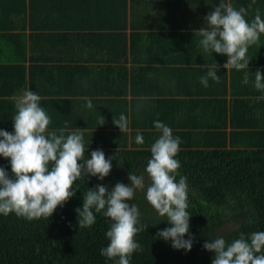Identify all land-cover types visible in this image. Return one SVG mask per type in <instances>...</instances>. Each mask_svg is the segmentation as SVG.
<instances>
[{
	"label": "trees",
	"instance_id": "trees-1",
	"mask_svg": "<svg viewBox=\"0 0 264 264\" xmlns=\"http://www.w3.org/2000/svg\"><path fill=\"white\" fill-rule=\"evenodd\" d=\"M13 1L15 0H0V95L18 90L27 83L35 88L33 91L39 93L36 81L39 74L45 72L48 59L41 52L42 42H37L38 35H28L19 29L21 22H26L27 17L25 10L7 5ZM34 1L36 4L42 3V0ZM45 1L49 3L44 9L55 2ZM139 1L141 0H69L78 8L90 5V16L93 18L90 19L92 22L89 27L100 30L93 34L100 38L96 46L101 47L99 41L106 40L102 47L104 51L109 50L107 57L110 62H119L117 56L120 51L122 53L121 46L127 45L120 41L128 36L125 28L128 16L135 21L134 16H138L139 12L134 7ZM148 1L150 0L145 2L148 4ZM152 14L153 12L146 10L142 16L146 25L154 26L157 21H152ZM166 14L167 12L161 17L165 18ZM160 22L156 27L163 28L165 21ZM101 23L103 24L100 25ZM15 28L18 31L10 30ZM146 34V37L153 36L151 33ZM137 35L141 41L132 42V53L137 54L138 47L144 46L148 55H151L155 51V43L149 42L148 38L144 40L142 33H136L135 36ZM163 35L168 34L160 36ZM183 35L191 39V33ZM177 36L180 34H172V37ZM161 38L159 40H163ZM123 55L124 63L129 62L126 48ZM117 62L114 63L116 67L126 68L121 64L116 65ZM109 67L114 68L113 65ZM145 70L149 69L146 67ZM62 81L65 83H61ZM73 81L76 86L79 85L77 77ZM61 82L55 93L69 91L68 88L61 90V86L67 83L66 79L61 77ZM48 83L51 85L52 81ZM4 101L5 103H0V129L14 133L16 103ZM83 104L40 103L50 117V132L59 133L60 129L66 128L67 135L78 127L86 126L85 130L79 129L84 134L85 157L90 159L91 152L96 149H101L106 159L114 157L110 174L103 180L88 176L76 181L73 185L76 195L62 207L58 206L47 219L27 220L14 213L7 216L0 214V264H115L114 260L100 254L101 249L110 242L106 236L110 219L102 212L97 213L96 222L91 227L79 228L75 210L82 207L83 194L88 188L103 184L111 190L117 182L130 185L128 176L131 172L147 177L145 169L151 158L150 148L161 135L154 127L157 120L165 125L170 121L168 127L172 129L173 136L180 137L182 141L176 159L181 163L178 169L180 176L187 177V211L191 215L190 233L195 240L191 251L186 252L172 248L170 240L157 238V232L170 225L166 217L158 215L146 197L137 200V194H143L146 189L143 192L137 190L134 199L125 202L137 204L141 222L149 227L135 237L142 246V251L133 254L130 264H212L215 253L203 248L206 241L222 236L230 244L241 233L247 237L253 232L264 231V142L257 140L243 149L234 147L232 135L235 131H229L228 128L235 130L240 128V124L236 117L228 119V103H174L189 113L186 123L177 119L176 115L171 119L166 116L167 103H131L130 127L139 130L134 129L130 135L126 131H104L112 128L107 126L114 118H119L120 115L115 114L120 109L119 103H93L94 107L90 109L92 121L89 123L80 122L84 119L83 114H79L80 106L84 110ZM214 107L217 108L215 116ZM196 115L204 116L206 123H197ZM137 133L143 135V145L135 142ZM0 167L5 168L9 176L12 175L10 159L0 156ZM228 222L235 226L232 229L225 227L222 232L223 226ZM184 238L188 239V236Z\"/></svg>",
	"mask_w": 264,
	"mask_h": 264
},
{
	"label": "clouds",
	"instance_id": "clouds-1",
	"mask_svg": "<svg viewBox=\"0 0 264 264\" xmlns=\"http://www.w3.org/2000/svg\"><path fill=\"white\" fill-rule=\"evenodd\" d=\"M246 16L244 7L237 10L231 4L220 3L205 17L207 27L197 30L203 52L227 55L223 67L244 71V84L249 83L248 50L259 44L264 34V19L259 11L251 22ZM217 67L215 64L207 68V73L200 77L204 87L209 86V79L220 82ZM254 87L264 91V74L259 69L254 73ZM40 101L38 94L26 90L15 105L14 133L0 129V156L10 159L12 173L9 176L5 168L0 167V214L5 216L14 213L27 220L47 219L58 206L62 207L76 195L73 187L76 181L88 176L103 180L112 169L114 157L106 159L101 149L93 150L90 159L85 157L84 134L79 129L67 135L66 128L59 133L50 132L51 120ZM86 107L93 109L91 99L87 100ZM113 123L121 132L128 130L124 114L114 118ZM154 127L161 135L151 145V158L145 169L150 182L146 184L145 175L131 172L130 185L117 182L109 190L97 184L95 188H88L83 194L82 207L75 210L79 228L91 227L97 213L102 212L110 219L106 232L110 242L100 254L114 260L115 264H130L133 254L142 251L135 237L149 226L141 222L137 204L125 202L132 201L137 190L146 189V200L170 225L158 231L157 238L170 240L172 248L186 252L191 251L195 240L190 233L191 215L187 211V177L180 176L181 163L176 159L181 138L174 137L172 129L159 120L154 122ZM135 142L143 145V135L137 133ZM186 235L188 239L184 238ZM203 248L215 253L212 264H264V231L253 232L247 237L241 233L230 244L218 236L206 241Z\"/></svg>",
	"mask_w": 264,
	"mask_h": 264
},
{
	"label": "crops",
	"instance_id": "crops-1",
	"mask_svg": "<svg viewBox=\"0 0 264 264\" xmlns=\"http://www.w3.org/2000/svg\"><path fill=\"white\" fill-rule=\"evenodd\" d=\"M145 1L147 0L137 2L134 7L139 12L138 16H134L135 21L128 16L125 27L128 36L120 41L127 45L121 46L122 53L120 51L117 56L119 62H110L107 57L109 50H105V53L102 47L106 44L105 39L99 41L101 47L96 46L100 38L93 34L100 30L89 27L92 22L90 19L93 18L90 16V5L78 8L69 0H55L54 4L44 9L43 7H48L49 1L42 0V3L36 4L34 0H15L8 3L9 7L25 10L27 20L21 22L19 29L28 35H38L37 42H42L41 52L48 62L45 72L39 74L36 81L39 93L33 91L35 88L27 83L18 90L1 93L0 103H5L4 100L17 103L26 90L38 94L41 97L40 103H84L85 111L81 106L79 108V114H83L84 118L80 120L81 123L92 121L90 109L86 107L87 100L91 99L92 103H119L120 109L115 114L126 115V132L129 135L134 129L139 130L130 127L131 103H167L166 116L171 119L176 115L183 123L187 122L189 113L174 103H228V119L236 117L240 124V128L235 130L228 128L229 131H235L232 135L234 147L243 149L257 140L263 143L264 99L258 98L264 97V91L255 89L254 73L259 69L264 74V34H261L259 44L248 50L249 83L244 84V71L223 67L227 62V55L203 52L197 30L207 27L205 17L220 3L231 4L237 10L244 7L247 10L245 18L249 22L254 19L257 10L264 19V0H150L148 4ZM146 10L153 12L152 21L157 20L154 26L144 23L142 16ZM166 12L165 18H162V14ZM162 20L165 21V26L156 27L158 21L161 23ZM10 30L18 31L17 28ZM134 33H142L144 40L148 38L149 42L155 43L156 48L151 55H148L144 46L138 47L137 54L132 53V42L141 41ZM146 33L153 36L146 37ZM163 33L168 35L160 36ZM173 33L180 36L172 37ZM189 33L191 39L183 35ZM161 37L163 40H159ZM125 48L130 59L127 63H124ZM115 62L126 68L116 67ZM215 64L218 66L220 82L215 83L209 79V86L204 87L200 83V77L207 73V68ZM146 67L148 71L145 70ZM61 77L67 82L61 86V90L68 88L69 91L55 93L60 86L58 83L61 82ZM74 77L79 80L77 86L73 81ZM49 81H52L51 85ZM216 111L217 108L214 107V116ZM169 122L167 121V126ZM196 122L206 123V119L196 115ZM107 127L112 128H106L105 132L120 131L113 122ZM85 128L86 126L78 127L81 130Z\"/></svg>",
	"mask_w": 264,
	"mask_h": 264
},
{
	"label": "rangeland",
	"instance_id": "rangeland-1",
	"mask_svg": "<svg viewBox=\"0 0 264 264\" xmlns=\"http://www.w3.org/2000/svg\"><path fill=\"white\" fill-rule=\"evenodd\" d=\"M145 179H146V184L150 182V181H148L147 177H146ZM142 192H143V191H142ZM143 194H146V191H144ZM143 194H141V195L137 194V195H138V196H137V200H141L142 197H146V196H144ZM135 195H136V193H135ZM144 199H145V198H144ZM234 226H235V224H233L232 222H228L227 224H225V225L223 226V228H222V232L225 231V227H229V228L232 229Z\"/></svg>",
	"mask_w": 264,
	"mask_h": 264
}]
</instances>
